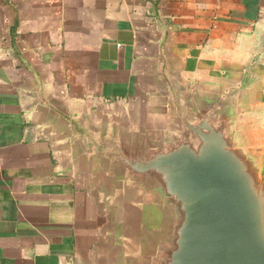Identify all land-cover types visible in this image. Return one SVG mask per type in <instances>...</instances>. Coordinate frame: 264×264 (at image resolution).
<instances>
[{
  "label": "crops",
  "instance_id": "0c3cea01",
  "mask_svg": "<svg viewBox=\"0 0 264 264\" xmlns=\"http://www.w3.org/2000/svg\"><path fill=\"white\" fill-rule=\"evenodd\" d=\"M256 50L264 130V0H0V264H108L130 229L40 100L150 112L162 62L239 67Z\"/></svg>",
  "mask_w": 264,
  "mask_h": 264
},
{
  "label": "water",
  "instance_id": "95a60500",
  "mask_svg": "<svg viewBox=\"0 0 264 264\" xmlns=\"http://www.w3.org/2000/svg\"><path fill=\"white\" fill-rule=\"evenodd\" d=\"M262 53L199 71L162 62L155 109L141 114L38 102L55 137L132 214L108 264H264Z\"/></svg>",
  "mask_w": 264,
  "mask_h": 264
}]
</instances>
